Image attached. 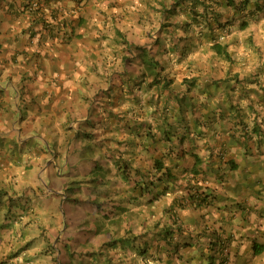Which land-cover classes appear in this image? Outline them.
<instances>
[{
  "label": "crops",
  "instance_id": "0c3cea01",
  "mask_svg": "<svg viewBox=\"0 0 264 264\" xmlns=\"http://www.w3.org/2000/svg\"><path fill=\"white\" fill-rule=\"evenodd\" d=\"M34 1L38 3V6L30 10V4ZM172 1L0 0V224L6 225L3 228L0 227V254L4 249H12L10 242L9 245L5 242L26 241L31 245L40 234L49 243L56 239V243L54 241L52 244L57 251L56 256L61 255L62 261H65V254L61 250L66 244L72 246L71 241L80 240L83 247L90 243H87L85 238L81 240L85 236V231L78 230V226L89 225L91 220L84 218L80 223L77 222L74 231L72 209L67 210L70 222L65 223L60 232L62 222L58 214L54 223L58 227L49 234L43 229V212L50 210L56 212V205L52 202L50 192L54 189L61 190V184L54 187L55 180H52V187L46 186L48 191L38 187L37 179L41 178L46 182L45 179L48 177L50 179L52 175L51 170L48 169V150L43 149L44 135L40 132L44 129L47 133L48 127L53 124L51 128L59 132L56 134L62 133L67 141H70L72 137H81L79 130L89 128L76 127L77 132L70 131V136L66 135V131L68 128H74L76 122L83 123L92 117H98L101 113L96 98L103 95V90L111 80L116 82L126 76L119 73L118 79V74L113 71L119 66L121 58L110 51L123 47L117 32L131 43L152 44L153 40L146 41V33L155 29L157 17L160 15L159 10L167 7ZM186 12L184 15L187 14ZM184 17L186 18V15ZM147 18L150 19L147 20ZM63 21H65L64 25H62ZM154 32L158 34L157 29ZM141 34H143L142 37ZM82 79L85 80L84 86L74 85V81ZM84 87H87L88 92H93L89 98V104L80 100ZM239 87L240 85H236V90L232 92L237 97H243L239 100V105L229 108L228 111L223 109L225 115L219 116L216 120L213 119L212 123L208 116H206L207 121L201 116L200 122L190 119L186 120V123H181L179 118L175 124L172 121L170 125L158 126L170 135V138L165 140L160 135L157 125H153L156 120L151 119L148 127L155 132L154 138L151 139L149 136L143 138L140 140L142 145L134 149H129L127 146V151L122 152V155L120 152L113 154V147L118 146L119 150L123 151L124 146L115 143L113 134L100 136L95 129H90L89 134H92L91 139L88 137L87 144L90 145L89 151H93L94 155L89 156L85 152L86 159L80 160L77 156L80 141L73 142V148L67 155V165L72 176L85 174V177L82 175L81 177L85 179L84 181H88L86 175L93 173V176H97V170L100 167L104 172L109 170L111 167L110 163H107L111 161L107 159L109 155L129 157L132 161L136 160V163L145 160V164L150 165L155 156L166 153L170 156L169 159H165L167 162L173 161L174 165L179 163L178 168H183L192 165L193 154H196L204 160L205 168L195 175L184 173L183 181H187L185 184H189L191 189L188 190L192 192L198 190L209 193L210 200V205L202 206L198 210L185 209L187 212L184 214L190 217L191 223L196 224V231L199 229L202 234L201 229L205 222L219 225L225 220L246 219L250 222L247 228L238 230L239 237L242 240L262 238L260 235L264 233V213L261 212L263 208L253 204L252 195L260 196L264 193V147L257 149L255 141L259 136L255 135L251 138L244 134L245 130L236 128L237 111L234 112V110L240 109L238 112L247 117L248 128L258 123L264 131V103L259 101L255 92L249 89L251 85L248 84V89L246 88L245 91H240ZM34 91H37L36 95H33ZM34 96L37 100H33ZM34 107L38 108L36 116L40 126L36 117H33ZM206 109L208 107L203 108L201 112H206ZM245 112L249 114L245 115ZM169 119H175V117ZM238 138L241 139L240 144L237 143ZM61 139H63L62 136ZM59 143L57 139L54 143L55 150L59 147ZM99 143L100 151L95 145ZM242 144L248 148L246 150H249L250 154L256 151L258 154L263 152V155L258 156L259 159L258 154H255L254 164L250 168L252 173L247 175L250 162L247 164L246 159L243 158ZM215 148L218 150L217 156H215ZM81 149H84V146L81 145ZM97 160L103 165L100 164L94 169L93 166ZM230 161L235 164L234 169L231 168ZM227 166L229 170H226ZM142 171L145 172L143 169ZM236 174L244 176L242 186L234 189L235 194L240 197L237 200L240 203V209L232 204L230 199L228 200L230 190H222V187L231 186L227 178L233 179ZM93 176L90 177L89 182L91 179L95 181ZM56 181L61 183L58 179ZM250 181L254 183L253 186ZM86 185V183H80V187ZM92 188L93 186L88 183L86 191L89 198L96 200L91 193ZM212 192L217 197L223 196L216 201V204L212 202L216 198ZM75 198H78V201L84 200L83 196L81 198L75 196ZM72 199L70 198V201ZM168 200L171 199L168 198ZM210 206L213 208L210 209ZM258 214L261 219L257 217ZM43 246L35 248L41 257L44 252ZM92 251L89 249L87 253ZM80 252L84 255L86 249L80 248L74 251L73 259L68 261L77 264L76 261L81 259H78L80 257L76 253L80 254ZM41 257L30 261V264H46L48 255L46 254V261H42ZM17 259L18 257L16 261Z\"/></svg>",
  "mask_w": 264,
  "mask_h": 264
},
{
  "label": "trees",
  "instance_id": "16d2710c",
  "mask_svg": "<svg viewBox=\"0 0 264 264\" xmlns=\"http://www.w3.org/2000/svg\"><path fill=\"white\" fill-rule=\"evenodd\" d=\"M218 3L221 5L219 8L230 9L227 10L224 17L221 12L219 13L220 10H215ZM263 4L264 0H173L167 7L159 10L160 15L157 17V21L155 20L157 23H154L158 34L152 31L153 29L152 32L146 33V36L150 37L151 41L153 40L152 44L148 42L134 44L122 38L120 43L125 47L124 52L126 51L128 54H121V49L113 50L115 56L121 58L119 66L113 71L118 74V79L120 78L119 73L126 74V76L116 82L111 80L106 89L103 90V95L96 98L101 114H98L96 118H91L89 129H95L100 136L113 134L115 143L124 145L123 151L119 150L118 146L113 147V154L120 152L122 155V152L127 151V146H129V149H134L142 145L140 140L143 138L148 136L151 139L154 138L155 132L148 127L149 118L145 114L151 108L169 110L170 105H176L177 111L174 110L170 116H166L164 119L167 125L174 121V119L169 118L175 116L181 119V123H186V120L190 119L200 122L202 114L206 121L208 120L206 116H208L211 119L210 123H212L213 119L216 120L219 116L225 115L223 109L228 111L229 108L232 109L235 105H239L240 98L232 93L236 90V85H240V91H245L248 84L251 85L249 89L255 92L258 100L264 103V97L259 96H264V90L259 88L256 83L260 80L261 75H264V63L257 62L256 67L254 60L249 61L245 57L236 58L235 51L232 48L230 49L232 38L229 37L235 17L243 19L240 26H242L241 29H245L249 24L247 17L258 13ZM184 12L187 13L185 14L186 18ZM64 24L65 21L62 22V25ZM117 35L121 37L118 32ZM251 65L254 66L251 67ZM246 67L251 68L245 70ZM252 88H258V90ZM223 90L226 96L223 94ZM176 100H178V104L175 102ZM142 102H146L147 105L143 106ZM160 104H162L161 107ZM185 104H190L187 107L188 110H191L192 117L190 119L183 115L184 112L181 106ZM149 105H153V107H148ZM202 105L204 109L208 107L206 112L203 111L204 113L200 109ZM238 110L240 109L236 108L234 110V112L237 111L235 117L237 119L236 124L239 125H236V128H240L242 131L245 130L246 133L244 132V134L251 138L255 135L259 136L255 142L257 149L260 150L264 147V131L258 123L248 128L247 117L242 116ZM254 111L256 112V109ZM158 129L162 138L165 140L170 138L167 131H162L161 128ZM84 134L86 138L91 139L92 133ZM123 142L124 144H121ZM95 145L96 149H101L100 143ZM121 155H109L107 158L111 160L107 162L111 165L110 169L107 170V174L111 175L114 182H117L120 176L124 181L130 182V179H132L130 188L121 196L119 195L120 199L128 200L126 195L131 193L132 190L135 192L133 194L135 200L153 193L151 199L155 198L154 201L164 200L165 204L169 206L166 212L173 219L176 218V208H179L180 211L186 208L198 210L202 206L210 205L209 194L198 190L188 193L186 198H173L172 200H168L164 194L158 191L160 185L166 187L172 184L175 186L178 180L177 172L185 171L187 174L192 173L195 175L199 170H203L205 168L204 160L196 154H193L192 165L183 168H178L179 163L174 165L173 161L167 162L165 159H169L170 156L166 153L158 157L155 156L150 165L145 164V160L136 163V160L135 162L130 160L129 157H122ZM100 164L99 160L95 161L93 168H98ZM230 164L232 169L236 167L233 161H230ZM147 176L149 177L147 178ZM99 179H103V177L95 178V181L97 182ZM109 182H111V179ZM144 189H146V192L142 193ZM263 194L260 196L258 194L256 198L261 199L260 197H263ZM125 196L126 198H124ZM236 205L240 209V203ZM172 211L173 213H171ZM262 213H264V209ZM177 220L178 217L173 223L179 225ZM180 223L182 224V221ZM160 225L161 230H158V228L152 229L155 236L154 241L156 242L154 245L147 241L141 243L140 239H136L135 236L131 235L129 230L126 234L121 235L110 233L108 238L95 251L80 256L78 259L81 260L77 262L86 264L91 259L90 262H93V264H137L142 257L143 261L149 260L148 264H169L166 260L164 262H158L157 260L158 255L164 249L161 242L171 235V228L167 223ZM4 226L6 225L0 224L1 228ZM220 228L228 238L231 237L230 232L226 233L227 230L222 226ZM176 230L179 231V228L177 227ZM200 235L201 233L197 236ZM214 235L216 237L219 235L215 228L202 233L204 238L211 237L209 239L210 245L214 240H217L216 237H212ZM180 236H182L181 233ZM261 237L260 241H257L259 239H253L251 242L253 256L264 253V233ZM219 244L221 243L218 241L217 245ZM47 245L46 250L49 253L47 255L51 256L55 264L72 263L70 261L73 259V251H71L69 245L64 244V249L61 250L64 251L67 257L65 261L57 259V251L52 243L47 242ZM50 245L53 248L52 250L49 248ZM27 247L28 243L25 242V244L11 252L10 255H7L5 260H1L0 264H15L17 262L16 252L23 251ZM113 249H115V254L111 252ZM168 251L166 252L167 257H169ZM173 252L177 253L175 250ZM217 252L219 253L218 250ZM177 254L176 256L180 258L181 255ZM182 255L184 256V254ZM129 259L131 262H129ZM27 261L29 260L25 262Z\"/></svg>",
  "mask_w": 264,
  "mask_h": 264
},
{
  "label": "rangeland",
  "instance_id": "374dc122",
  "mask_svg": "<svg viewBox=\"0 0 264 264\" xmlns=\"http://www.w3.org/2000/svg\"><path fill=\"white\" fill-rule=\"evenodd\" d=\"M217 7V8H216ZM215 7V10H220L221 15L224 17L225 14H227V9L219 8L221 5H218ZM222 17V19H223ZM150 19V18H147ZM227 19V18H226ZM247 20L249 21L248 26L245 29H241L243 19L241 18H234V23L231 33H229V37L232 38V44H230V49L232 48L235 51L236 58H247L249 61L254 60L257 67V62H260L261 64L264 63V4L262 5V9L258 12L253 14L252 16L247 17ZM135 23H137L135 21ZM244 26V25H243ZM155 31V29L153 30ZM152 32V31H151ZM157 33V32H156ZM121 35V34H120ZM143 34H141L142 37ZM121 39H125L124 36L121 35ZM139 39L140 36H138ZM147 39H150V37L146 36ZM129 42V41H128ZM131 43V42H130ZM115 50L121 49V54H128V52H124L125 47L122 48H114ZM110 51L112 53L113 50ZM200 52V51H199ZM111 53V54H112ZM113 55V54H112ZM127 56V55H126ZM130 56V55H128ZM254 65H251V67ZM251 67H246L245 70H249ZM91 70V67H90ZM244 71V69H242ZM264 74V73H263ZM102 75V74H101ZM85 79V78H84ZM76 80L74 81V85L78 87H82L85 85V80ZM103 82V80H101ZM259 88L264 90V75H261L260 80L256 81ZM84 92H81L80 100H83L85 104H89V98L91 97V94L93 93L88 92L87 87H84ZM257 89L258 88H252ZM37 91H34L33 95H36ZM90 94V95H89ZM240 99L243 97H239ZM33 100H37V98L34 96ZM97 101V100H96ZM178 104V100L175 101ZM186 103V102H185ZM143 106L147 105L146 102H142ZM162 104H160V107ZM190 104H185L182 107L183 115H185L188 119L192 117L191 110H188L187 107H189ZM148 107H153V105H149ZM169 110H165L163 108H151L150 110L146 111L147 118H149V121L151 122V119H155L156 122L153 123L154 126L157 125V128L159 125L166 124L164 122V119L166 116H170L171 113H173L174 110L177 111L176 105H170ZM200 109H203V105L200 107ZM38 108L34 107L35 114L33 117H36L38 123V116H36ZM181 114V115H182ZM248 112H245V115H248ZM204 119V115H201ZM91 120V119H90ZM90 120L83 122V123H77L76 126L72 129L68 128L66 131V135L70 136L69 132L76 131L77 128H81V126H85L86 128L90 127ZM168 121V120H167ZM179 121V118L175 116V119L173 123H177ZM169 123V121H168ZM196 123V122H194ZM37 126V125H35ZM38 126L40 124L38 123ZM37 126V127H38ZM53 124L50 125L47 129V133L44 129L40 133H42L44 136L43 140V149L48 150L49 153V166L48 169L51 170V181L49 177L46 180H42L41 178L37 179L38 181V187L41 189H45L48 191L46 186H51L52 180L54 182V187H58L59 184H61V190L54 189L52 190L50 187L49 189L52 190L50 194L52 195V202L56 205V212H53V210H50L49 212H43V229L45 230V233H52L58 226L55 223V219L57 214L61 216V228L59 232L63 229L65 226V223L70 222V217L68 214V209H72V216L74 218V231L76 230L75 224L77 222L80 223V221L84 218H88L91 221L89 222V225H79L78 230L85 231L84 235L81 240L85 238V241L88 243V245L81 247L82 244H80L79 241H71L70 242V248L72 247L73 253L76 250H80V248L86 249V252L84 254H87L89 249L96 250L97 247L108 238L110 233L113 235H121L126 234L127 230H129L130 234L135 236L136 239H140V242L142 243L147 241L150 244L154 245L156 242L154 241L155 236L153 235V228H158V230H161L162 223H167L169 227L171 228V235L169 238H165L163 242H161L162 248H164L161 253L158 255V262L165 260L169 264H264V253L259 256H253L251 255V242L253 239H244L242 240L241 237H239L238 230L240 228H247L249 220L246 221V219L241 220H233V221H227L225 220L222 222V224H208L209 222H205L204 225H202L201 231H206L212 228H215L219 235L216 237L215 235L212 237H216L217 240H214L210 245L209 239L211 238L208 236L207 238H204L202 234L198 237L197 235L200 234L199 229L196 231L197 226L196 224L191 223L190 217L186 216L184 212H187V210H179V208H176V218L178 217L177 224L173 223V221L176 219L170 218L169 213L166 212L168 207L164 200L160 199L159 201H154L155 198L151 199V196L153 193H149L148 195H145L144 197H140L139 200H135L133 195L135 192L133 190L131 193H128L126 196L128 197V200L120 199L119 195L121 196L124 194L128 188H130L132 184L131 181H124L123 178L120 176L119 180L117 179V182L113 181V178L111 175L107 174V171H103L102 167L97 170V176H93V173L90 175H86L88 178V181H84L85 179H82L81 175L72 176L71 171L69 170V167L67 165L68 161V153L73 148V142H79L78 145V158L80 160L86 159L85 158V152L89 154V156L94 155L93 151H89L90 145L88 143V138L84 136V133H89L90 129L82 128L80 129V136L81 137H72L70 141H67L64 138V135L62 133H59L55 128H51ZM217 127H219L218 124H216ZM36 130V129H33ZM40 131V128L38 132ZM77 132V131H76ZM74 135V133H73ZM61 136L63 139H61ZM75 138V139H74ZM59 140V147L55 150V141ZM88 140V141H87ZM237 143H241V139L238 138ZM84 146V149H81V145ZM243 145V144H242ZM207 147V145H205ZM243 147L242 155H244L243 158L246 159V163L250 164L248 165V170L246 172L247 174H251L252 170L250 168L254 164V157L255 154H258L256 151L255 153L249 152V150H246L248 148L245 147V145L241 146V149ZM59 150V152H57ZM81 151V155H80ZM264 152V150H263ZM263 152L260 154L263 155ZM260 154L257 155V157L261 156ZM218 155V150L215 148V156ZM81 156V158H80ZM105 157V155H103ZM264 156V155H263ZM258 157V159H259ZM205 159V158H203ZM194 160V157H193ZM227 165V164H226ZM226 170H229V167L227 166ZM185 171L183 172H177L176 175L178 177V180L176 182V185L169 184L166 187L165 185H160L161 187L158 189V191L166 198H170L171 200L174 199H182L187 197L188 189H190L189 184H185L187 181H183L185 177ZM239 173V171H238ZM85 177V174L82 175ZM94 178H100L103 177V179H99L97 182L91 181L89 182L90 177ZM149 176H147L148 178ZM81 178V179H80ZM56 179L60 180L61 183L56 181ZM111 179V182H109ZM243 175L236 174L233 179L227 178L228 181H230L231 186L229 188L222 187V190H230L228 200L230 199L232 204L236 205L239 203L237 201L240 199L238 194H235V190L239 188V186H242L243 184ZM45 182V184H44ZM80 183H86V186L80 187ZM88 183L93 186L91 189V193L95 196L94 200L92 197L89 198L88 192L86 189L88 188ZM165 184V183H164ZM251 186L254 185L252 181H250ZM230 185V184H229ZM182 186V187H180ZM80 187V188H79ZM96 188V189H95ZM162 189V190H161ZM180 189L181 192L179 191ZM131 190V189H130ZM137 191V190H136ZM146 189L142 191V193H145ZM140 193V192H139ZM176 194V197H175ZM209 194V193H208ZM215 199L212 201L214 204H216V201L221 199L223 196L214 194ZM76 197L83 196L84 200H79ZM126 196L124 198H126ZM253 196V204H255L257 207H262L264 209V196L260 197L261 199H257L256 195ZM70 198H73L72 201H70ZM67 200V201H66ZM150 200V201H149ZM262 200V201H261ZM95 201V202H93ZM93 202V203H92ZM71 206H70V205ZM232 206V205H231ZM53 207V206H51ZM51 207L49 209H51ZM233 207V206H232ZM213 207L210 206V209ZM263 210H261L262 212ZM58 212V213H57ZM260 212V213H261ZM173 213V211L171 212ZM16 217V216H14ZM258 218L261 219L260 215H257ZM241 219V218H239ZM256 220V219H254ZM182 221V224L180 223ZM175 224V225H174ZM186 224V225H185ZM92 225V227H91ZM225 228L227 230L226 233L230 232L231 237H227L225 232L221 231L220 227ZM85 227H90L86 228ZM179 228V231L176 230V228ZM95 228V232H94ZM151 228V229H150ZM151 231V232H150ZM262 231L263 230H259ZM159 232V231H158ZM197 232V234H195ZM180 233L182 236H180ZM192 233V234H191ZM139 234V235H138ZM140 236V237H138ZM262 236V234L260 235ZM259 236V237H260ZM138 237V238H137ZM203 237V239H202ZM90 238V239H89ZM144 238V239H143ZM153 238V239H152ZM56 239L54 238L53 242ZM205 240V241H202ZM220 242L221 244L217 245V242ZM257 241H260L257 240ZM9 242L12 246V250H3L0 254V261L5 260L7 255H10L11 252L15 251L16 248L19 246L25 244L26 241H7L5 242L6 245H9ZM52 242V243H53ZM56 243V241L54 242ZM58 243V242H57ZM138 243V242H135ZM29 246L25 250H19L17 253V262L15 264H30V261H35L41 257V255L38 253L36 247L41 248L43 245L44 252L42 253L41 260L46 261L48 259V262L46 264H55V261L51 259V256L48 255V258L46 259V254L48 251L46 250L47 240L43 237H41V234L38 235V239L33 241V244H28ZM53 246V244H52ZM52 246L50 245L49 248L52 250ZM88 247V249H87ZM10 248V247H8ZM6 248V249H8ZM64 248H62L63 250ZM169 250V251H168ZM177 251L181 256L178 258L176 255L177 253H174L173 251ZM219 251V253L217 252ZM41 251V250H40ZM70 251V252H71ZM169 252V257H167L166 252ZM190 251V252H189ZM67 252V251H66ZM113 254H115V249L111 251ZM24 253V254H23ZM64 253V251H63ZM49 254V253H48ZM78 257L82 256L83 253L80 252V254L76 253ZM184 254V256L182 255ZM121 255V254H120ZM242 255V256H241ZM70 256V255H69ZM241 256V257H239ZM71 257V256H70ZM66 255H64V259H66ZM121 259V256L119 257ZM57 259L59 261H62L61 255L57 256ZM96 259V258H95ZM150 259V258H148ZM26 260H29L28 262H25ZM50 260V261H49ZM183 260V261H182ZM10 261V260H9ZM77 262V261H76ZM129 262L131 260L129 259ZM149 260L143 261L142 257L139 259V262L137 264H148ZM161 262V263H162ZM89 264H93V262H89ZM86 263V264H88ZM59 264V263H58ZM80 264V263H78ZM135 264V263H134Z\"/></svg>",
  "mask_w": 264,
  "mask_h": 264
},
{
  "label": "built area",
  "instance_id": "2783aa9c",
  "mask_svg": "<svg viewBox=\"0 0 264 264\" xmlns=\"http://www.w3.org/2000/svg\"><path fill=\"white\" fill-rule=\"evenodd\" d=\"M37 6H38V3H37L36 1H34V2H32V3L30 4L29 9H30V10L35 9V8H37Z\"/></svg>",
  "mask_w": 264,
  "mask_h": 264
},
{
  "label": "clouds",
  "instance_id": "9594fccd",
  "mask_svg": "<svg viewBox=\"0 0 264 264\" xmlns=\"http://www.w3.org/2000/svg\"><path fill=\"white\" fill-rule=\"evenodd\" d=\"M188 193H192V191L190 190V191L187 192V194H188ZM187 194H186V195H187ZM175 197H176V195H175ZM251 255H253L252 252H251Z\"/></svg>",
  "mask_w": 264,
  "mask_h": 264
}]
</instances>
